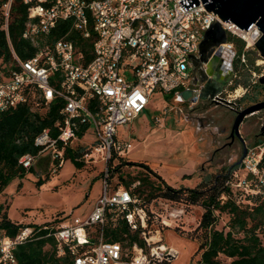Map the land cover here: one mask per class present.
Masks as SVG:
<instances>
[{"label": "built area", "instance_id": "built-area-1", "mask_svg": "<svg viewBox=\"0 0 264 264\" xmlns=\"http://www.w3.org/2000/svg\"><path fill=\"white\" fill-rule=\"evenodd\" d=\"M22 1L28 6L23 37L36 51L24 60L12 49L15 67L7 75L0 71V119L5 111L20 104L28 103L36 109L41 104L47 107L55 99L63 102V119L56 124L59 133L53 136L47 128L36 137L38 153H26L19 159L26 168L35 165L45 152L50 153L52 165L58 161L62 166L66 145L77 143V131L84 122L91 124L108 160L113 154L126 156L131 143L118 138L119 126L135 120L155 91L174 93L190 86L191 55H199L200 42L215 22H220L228 35V41L218 48L234 52L232 56L237 57L235 43L229 41V36L245 42L239 55L240 66L248 67L249 51L259 54L255 43L262 32L257 24L247 30L234 22L222 21L218 14L207 11L202 0L188 10L180 0ZM12 2L7 1L6 14ZM66 20L71 22L70 29L50 40L59 22ZM72 31L94 39L88 62L76 41L69 38ZM256 63L257 67L261 64L260 60ZM253 73L259 81L264 68L258 75ZM237 91L228 97L216 93L210 100L239 110L243 106L232 101L237 98ZM263 158L264 135L259 142L248 145L246 155L231 172L228 183L241 192L240 200L247 196L264 197V168L260 165ZM129 188L113 185L107 171L94 210L80 224L18 223L15 235L0 228V264H17V247L45 236L54 238L58 257H69L74 264L172 263L179 251L165 243L161 230L149 228L150 213ZM220 199L224 202L227 196L223 194ZM114 210L132 230H140L142 245L106 240L105 227ZM44 230L46 234H42Z\"/></svg>", "mask_w": 264, "mask_h": 264}, {"label": "trees", "instance_id": "trees-1", "mask_svg": "<svg viewBox=\"0 0 264 264\" xmlns=\"http://www.w3.org/2000/svg\"><path fill=\"white\" fill-rule=\"evenodd\" d=\"M7 1L0 0V71L6 75L15 67L13 50L24 60L33 56L36 51L32 43L23 37L28 20V6L22 0H13L6 14ZM70 25L71 22L68 20L59 22L50 40L65 34L70 29ZM69 38L76 41L79 50L83 52L88 62L92 58L94 39L84 38L77 31H72ZM229 41L235 43L237 51L235 83L231 86L235 89L241 82V76L248 77L250 75L248 71L251 72L252 68L258 69L254 66L257 55H252L254 52L249 51L248 67L240 66L239 55L244 50L245 42L235 36H229ZM256 84L264 89V85ZM261 100L264 98L261 99L255 95L250 103ZM62 107L63 102L55 99L45 108L44 104H41L33 109L31 104L24 103L2 114L0 119V195L14 179L24 178L29 172L35 170V165L26 168L19 159L26 153H38L40 148L35 145V139L44 129L50 128L53 136H57L59 130L56 124L63 119ZM91 129L89 122L80 123L77 131L79 140L75 145H66L64 159L72 160L77 168L84 166L85 156L90 152L78 142L86 140L85 137ZM90 142L98 145L96 139ZM109 160V171L111 172L110 176L108 174L109 180L111 181L112 177L118 174L119 183L127 188L138 180L139 185L134 193L139 196L141 204L146 207L150 215L149 204L159 197L183 203L186 206L199 205L204 209L198 226L188 233L190 238L199 241L197 253L201 252L200 264H227L220 259V255L231 258L230 264H264V197L262 195L247 196L240 200L241 192L235 191L228 183L231 179V172L238 166V162L221 166L217 171L201 177L194 186H177L170 184L147 161L132 160L127 156L117 154H113ZM260 165L264 168V158ZM58 166H60L58 161L52 165V167ZM128 166L139 167L145 174L126 179L123 175V168ZM49 178L48 171L45 178L38 180V186L44 184ZM223 194L227 196L224 202L220 199ZM249 199L251 203L247 201ZM218 211L230 215L227 231L216 228V212ZM19 227L18 223L9 218L7 211H3V205L0 204V228L10 235H15ZM46 233V230L42 232V234ZM105 238L110 241L143 244L140 230H132L125 218L116 210L109 215L105 227ZM16 256L17 264H74L69 257L57 256L55 241L51 236L19 245L16 249Z\"/></svg>", "mask_w": 264, "mask_h": 264}, {"label": "rangeland", "instance_id": "rangeland-1", "mask_svg": "<svg viewBox=\"0 0 264 264\" xmlns=\"http://www.w3.org/2000/svg\"><path fill=\"white\" fill-rule=\"evenodd\" d=\"M256 60H260L258 69L252 68L250 75L241 76L240 83L235 89L228 88L223 94L228 97L232 91H237V98L232 100L237 103L249 104L255 95L264 98V89L257 86L259 83L257 76L264 68V59L257 53ZM255 60L254 66L257 67ZM246 73V72H245ZM257 81V82H256ZM246 82V84H244ZM235 81L233 82V84ZM245 93V94H244ZM243 95L245 98L240 97ZM242 98V100H240ZM253 104V103H250ZM249 104V105H250ZM171 107L162 92L155 93L147 108L132 122L119 126L118 138L131 143L127 157L132 160L147 161L170 182V184L181 186H194L201 177L217 171L223 165H230L236 161L234 151L230 153L218 154L214 160L208 158L213 154V149L206 148L208 153L206 161L200 165L192 176L199 180L194 181L189 177L182 178L178 170L183 164L194 159L196 152L200 148V141L194 135L193 127L184 120L179 123L170 112V118L166 125L163 113H167V108ZM248 106V105H246ZM264 110L256 112L249 121L255 123L254 132L259 131L263 122ZM210 118L228 119L231 116L223 108H214L207 114ZM222 130V127L215 131ZM252 136V134H250ZM80 145L89 149L85 156L84 166H77L70 159H65L62 166L52 167V159L49 152L43 153L35 163V170L29 172L24 178L14 179L5 191L0 195V204L3 211H7L9 218L16 223H33L54 226L78 225L89 217L94 210L99 196L103 192L106 172L109 176V161L106 158V149L90 141L96 139V135L91 129ZM262 137L253 138L252 144L259 142ZM92 145V146H91ZM208 147V146H207ZM210 147V146H209ZM210 149V150H209ZM233 158L229 160L230 158ZM49 171L50 178L41 186L37 182L45 178ZM145 172L136 166L123 168V175L126 179L134 176L144 175ZM187 175V174H186ZM111 182L113 185H121L118 174H115ZM139 181L131 184V190H135ZM151 218L149 228L151 230H161L165 243L173 246L179 251V256L172 264H200L201 252L197 253L199 241L188 236L199 223L204 209L199 205L186 206L183 203L172 202L164 198H155L149 204ZM217 214V229L227 231L229 229L230 215L226 212ZM167 223V224H165ZM220 259L230 264L232 259L220 255Z\"/></svg>", "mask_w": 264, "mask_h": 264}, {"label": "water", "instance_id": "water-1", "mask_svg": "<svg viewBox=\"0 0 264 264\" xmlns=\"http://www.w3.org/2000/svg\"><path fill=\"white\" fill-rule=\"evenodd\" d=\"M186 10L192 6L200 5L199 0H180ZM207 11L218 14L222 21L236 23L242 29H249L253 24H257L262 35L255 43L259 55L264 59V0H202ZM228 41L227 32L223 29L220 22H215L204 34L200 42L199 55H191L192 64L195 68L201 67L206 62V57L211 55L222 43ZM234 54V52H232ZM259 83L264 85V75L259 77ZM203 88L201 89V91ZM192 90L184 91V96L191 95ZM217 92L210 93V98ZM198 98H203L201 95ZM264 110V100L244 106L235 110L236 116L231 129V135L238 137L245 143L241 135L243 124L256 112ZM264 132V123L262 125ZM246 155V149L242 158ZM238 161V163H240Z\"/></svg>", "mask_w": 264, "mask_h": 264}, {"label": "crops", "instance_id": "crops-1", "mask_svg": "<svg viewBox=\"0 0 264 264\" xmlns=\"http://www.w3.org/2000/svg\"><path fill=\"white\" fill-rule=\"evenodd\" d=\"M193 78L194 77L191 78L189 82L190 86L188 88L178 90L174 93H164L162 91L157 90L154 92V94L157 92H162L165 95L168 104L171 105V107L166 106L167 113L162 114V116L159 118L160 122L162 120L161 118H163V122L166 125L168 119L170 118V112L174 113V117H176L177 122L181 123L184 120L186 123L188 122L191 125V127H193L194 135L200 141V148L196 152L194 159L183 164V166L180 167V169L178 170V174L181 175L182 178L189 177L190 179L197 181L199 180V178L192 175L196 172L197 168L206 161L207 155L205 153H208L207 151L208 149L206 150V148H213V146L215 147L213 149V154H211V156L208 158L211 161L214 160L216 156L219 154L216 152L217 148L225 144L230 137V131L232 129L236 113L226 105L224 110L228 112V114L231 116L230 118L223 120L219 118L215 119V116L213 118H210L207 115L208 112L210 110H213L214 108L221 107L220 104H213L212 102L210 103L209 101H206V99L204 98H198V96L196 95L191 94L184 96L183 94L184 91L190 90L192 86H193V91L195 92L200 91V89L202 88V86L193 82ZM240 97H243V95H240ZM240 104L243 107L246 105V103H241V102ZM155 117H159V116H155ZM247 121L243 124L242 131L244 130ZM219 126H222L223 130L215 131V129H217V127ZM253 138L254 136L253 135L251 136L249 134L247 136V141L252 142Z\"/></svg>", "mask_w": 264, "mask_h": 264}, {"label": "flooded vegetation", "instance_id": "flooded-vegetation-1", "mask_svg": "<svg viewBox=\"0 0 264 264\" xmlns=\"http://www.w3.org/2000/svg\"><path fill=\"white\" fill-rule=\"evenodd\" d=\"M190 72L191 76L194 77L193 82L199 84L203 88L202 91L201 88L200 91L195 92L193 91L192 86V95H201L204 99H206V101H209L211 103L210 93L217 92L225 94L228 87H231L233 85L234 79L236 77V57H233L231 52L221 47L216 49L211 55L207 56L206 62L201 67L195 68L191 63ZM220 105L223 109L226 106L225 104ZM262 116L263 122L259 127V131L257 132H254L253 130L256 127L255 123L249 121L250 119L247 121L244 130L241 131V135L244 138L245 143H242V141L238 137H233L230 131V137L228 141L225 144L219 146L216 152L220 154H228L231 151H234V155H236V162L242 160V155L245 149L247 150L248 145L251 144V142L247 141V136L249 134H252L254 138H258L264 135V132L262 130V125L264 123V114ZM219 127L221 128L222 126ZM231 159L233 158L231 157L229 160Z\"/></svg>", "mask_w": 264, "mask_h": 264}, {"label": "bare ground", "instance_id": "bare-ground-1", "mask_svg": "<svg viewBox=\"0 0 264 264\" xmlns=\"http://www.w3.org/2000/svg\"><path fill=\"white\" fill-rule=\"evenodd\" d=\"M239 91V90H238Z\"/></svg>", "mask_w": 264, "mask_h": 264}]
</instances>
